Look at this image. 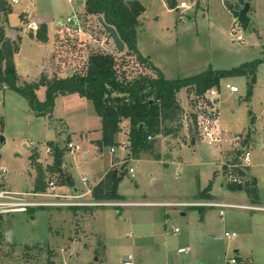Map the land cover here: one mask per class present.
<instances>
[{
    "label": "rangeland",
    "instance_id": "374dc122",
    "mask_svg": "<svg viewBox=\"0 0 264 264\" xmlns=\"http://www.w3.org/2000/svg\"><path fill=\"white\" fill-rule=\"evenodd\" d=\"M57 1L59 10L55 9V0H4L0 24L15 37L25 17L49 19L48 24L60 30L59 39L54 42L56 59L52 62L49 45L28 35L18 43L13 40L20 48L15 63L20 86L32 84L30 81L45 74L52 79L55 72L63 71L59 78L85 72L90 55L107 52L117 56L119 65L126 64L124 72L128 77L142 71L155 76V72L140 67L127 49L118 52L99 20L86 15V0ZM172 1L174 7L170 5ZM141 2L145 12L137 28L138 49L167 79L247 68L245 75L222 78L216 99L226 137L232 140L235 135H242V142H249L247 148L255 162L264 152V0L249 1L252 22L247 31L236 17V12L244 7L240 0ZM183 2L187 8L180 7ZM69 19L77 21V27L68 24ZM60 23L65 26L60 27ZM233 28L238 29L237 34H232ZM237 36L243 40L238 41ZM227 83L239 92L231 93L225 87ZM192 94L189 89L179 92L185 113L190 111ZM70 96L76 97L64 100ZM37 98L44 102L46 90L41 89ZM76 98L83 101H73ZM183 116L179 124L184 130ZM1 136L5 138V143L0 140V168L7 170L3 179L5 189L33 192L37 169L42 166L49 184L57 185L56 192L80 196L75 200L77 206L92 207L90 202L94 201L88 190L94 185L93 177L98 181L113 158L111 147L98 143L103 137L102 121L92 102L78 94L59 95L53 110L39 116L26 98L0 89ZM191 137L186 136L185 144L175 149L163 143L161 136L157 137L155 154H162L161 158L145 152L132 157L129 147L124 155L119 150L118 155L125 160L119 169L123 174L119 192L126 203L119 209H93V216L81 218L80 228L76 219L74 223V211L67 206L3 215L0 232L5 237L0 238V264H123L127 256H132L134 264H225L239 255L235 253L237 248H242L241 255L248 261L264 264V211L232 209L222 203L244 204L229 197L241 196L245 190L233 192L228 184L234 177L243 184L249 178L243 180L240 170L232 171L229 164H237L247 149L242 142L208 144L201 138L192 146ZM70 143L79 145L80 150L71 153ZM168 153L173 157L164 159ZM56 161L64 168L62 173L52 169ZM131 169L135 172L131 173ZM257 171L264 176V167ZM67 175L73 180V187L61 185ZM209 187L216 205L208 206L203 213L198 208L180 206L182 202L198 200ZM76 189L80 190L77 194ZM259 189L264 198V183ZM140 201L151 203L137 204ZM260 209L264 210H257ZM207 215L209 219L202 225L201 217ZM226 232H235L237 236L227 237ZM182 248L184 252L180 251Z\"/></svg>",
    "mask_w": 264,
    "mask_h": 264
},
{
    "label": "trees",
    "instance_id": "16d2710c",
    "mask_svg": "<svg viewBox=\"0 0 264 264\" xmlns=\"http://www.w3.org/2000/svg\"><path fill=\"white\" fill-rule=\"evenodd\" d=\"M246 1L250 0H240L243 5ZM170 5L174 7L175 3L172 1ZM226 6L232 10V7L227 3ZM4 11L5 2L0 0V14ZM144 12L145 6L137 0H86L85 6L86 15L97 20L99 17H103L107 25L113 26L117 30L126 45L128 55L135 57L140 67L155 72V76L142 71L141 74L130 78L124 72L126 64L119 65L117 56L107 52L90 55L85 72H76L66 78L54 76L49 79L47 76H42L37 82L20 86L14 60L19 47L6 37L5 27L0 25V89L14 91L26 98L39 116L53 110L59 95L78 94L93 103L97 115L101 118L103 137L98 142L99 145L117 146V135L127 127L130 155L139 157L143 152L154 154L157 137L171 135L175 137L177 131L182 128V124L179 122H181L184 111L178 99V94L182 89H189L196 95H201L214 87L219 88L222 78L245 75L247 68L243 67L232 71L211 70L189 78L167 79L163 72L149 58L143 56L138 49L137 28L140 25L139 19ZM103 31L108 34L104 28ZM36 32L35 36L39 41L44 43L48 41V25L42 24ZM107 36L114 45L111 37ZM41 87L46 88L44 102H40L37 98V91ZM178 124L179 126H176ZM188 131L194 136L191 128ZM35 154L38 155V152ZM155 156L160 157L158 154ZM52 169L62 173L61 163L56 161ZM37 171L33 191H46L49 185L47 171L42 166H39ZM244 175L241 174V177ZM122 180V171L116 169L109 171L103 181L92 189V199L96 202H124L125 197L118 192ZM61 185L73 187L74 183L67 176ZM228 186L233 191L244 189L252 199L257 196L256 185L250 180L244 184L230 183ZM210 189L211 187L204 190L200 198H211L209 196ZM99 206L91 208L71 206L69 208L77 212L82 209L93 210ZM197 208L202 211L203 207ZM29 212H35V209H30ZM2 219L0 216V227ZM1 237L5 236L0 232ZM238 262L240 261L238 260ZM50 264H54V262Z\"/></svg>",
    "mask_w": 264,
    "mask_h": 264
},
{
    "label": "built area",
    "instance_id": "2783aa9c",
    "mask_svg": "<svg viewBox=\"0 0 264 264\" xmlns=\"http://www.w3.org/2000/svg\"><path fill=\"white\" fill-rule=\"evenodd\" d=\"M14 3H18L19 0H12ZM181 8H187L188 5L183 2L180 5ZM68 24L73 25L77 27V21H74L72 19H69ZM60 27H64L65 25L63 23L59 24ZM33 30L37 31L38 27L34 25ZM238 29L233 28L232 34H237ZM238 41H242V36H237ZM226 89L229 90L231 93H238L239 89L231 85L230 83H227L225 85ZM218 90L219 88L214 87L212 89H209L206 93L201 95H196L194 92L190 97V111L188 113H183V117L186 122V128L192 129V132H194V137L201 138L202 141H207L208 144H214V143H223L229 141L232 145L240 144L242 141H244V138L242 135H235L232 140L228 139L226 137L227 132L222 127L219 119V113L217 110V96H218ZM151 139V138H149ZM243 143V142H242ZM68 148L70 152H75L80 150V146L70 143L68 145ZM114 151V149H112ZM251 157V152L247 149L245 150L242 155L240 156L239 162L237 164H229V168L232 171H235L237 168L240 169V167L244 168L249 164ZM131 173H134L135 170L131 169ZM7 173V170L5 168H0V216L10 214V213H21V212H27L30 209H40L45 207H60V206H77L79 203H76V199H80V196H69L60 194L56 191L57 185L54 182H50L48 185V188L46 191L43 192H27V193H18V192H12L3 187V179ZM86 181V179H85ZM232 183L235 184H243V181L240 180L238 177H234L232 180ZM91 193V191L89 192ZM94 201V200H93ZM126 202L123 201H110V202H90L91 206H113V207H120L124 206ZM147 203L151 202H144L140 201V203H137L139 205H145ZM227 204V203H225ZM216 203L207 201V200H196L192 202H182V205L184 208H197V207H208V206H214ZM229 204H227L228 206ZM225 206V205H222ZM241 208L247 209V210H256L260 208L256 205H241L239 206ZM178 230H176L177 232ZM227 237H235V233L227 232L225 234ZM181 252H184V249L180 250ZM123 264H134L132 256H127L123 262ZM228 264H246L242 262H238L236 258H233L229 261Z\"/></svg>",
    "mask_w": 264,
    "mask_h": 264
},
{
    "label": "crops",
    "instance_id": "0c3cea01",
    "mask_svg": "<svg viewBox=\"0 0 264 264\" xmlns=\"http://www.w3.org/2000/svg\"><path fill=\"white\" fill-rule=\"evenodd\" d=\"M129 1H133V0H129ZM137 1H140L141 2V0H137ZM55 3H56L55 4V9L56 10H59L60 3L58 4V1L57 0H55ZM48 22H50V21H49V19H46V18H41V17H34V18L33 17L32 18L25 17V18H23L22 24L20 26H18L17 33H16V37L14 36V34H12V32L9 30V28L5 26L6 37L7 38H10L12 41L14 39H16L17 40V43H18V41H20L25 35H28L33 40H36L37 42L41 43V41H39L36 38V36H35L37 32L35 30H33V25L36 24L38 26H41L42 24H46V25H48V38L49 39H48V41L46 43H43L42 42V44L49 45L50 48H51V50H52V53H53L54 52V44H55L54 42L57 41V39H59L57 35L59 34V31L60 30H59L58 27H55V26H54V28L51 27L48 24ZM91 39L92 38H90V40H89L90 42H91ZM19 51H20V48H19ZM19 51L14 56L15 63H16V58H17V56L19 54ZM51 56H52V60H51V62H52L54 59H56V57H55V54L54 53ZM17 72H18V70H17ZM62 72L63 71H61V72H55V76L58 75V77H60L59 74H61ZM56 73H57V75H56ZM45 75L47 76V74H45ZM45 75L39 76L36 79V81H38L42 76H45ZM36 81H33L32 80V81H30V83H34ZM41 89H43V90L45 89L46 90L45 87H41L40 90ZM40 90H38L37 93ZM71 97H76V96L66 97L64 100L70 99ZM178 99H179V94H178ZM73 101H75V102L76 101L77 102L81 101L82 102L83 100L80 99V98H76ZM125 125L127 126L126 123H125ZM189 134L192 135L190 133V131H187L186 128L184 130L181 128V129H179V131H177V134H176L175 137L172 136V135L171 136H168V137L167 136H161V137L163 138V143H166V145H168L170 148L175 149V148L180 147V146H182V145L185 144V142H186V138L185 137L187 136L189 138L190 137ZM128 139H129L128 138V128L125 127V129L123 128V131H121L118 134V136H117V143H118V145L115 146V147H111L110 148V152L112 153V156H113V158H112V164H111L110 168L107 169V171L99 178L98 181L96 180L95 176L93 177L94 185L88 190V192H90L94 187H96L100 182H102L103 179L106 177V175L109 173V171L115 170V169L116 170H119L122 167V164H124L125 160H124V158H121L118 155V152H119V150H121V151L124 152L123 153V155H124L128 151V147H129V140ZM190 139H191L190 145L196 146L197 139H199V138H196V137H194L192 135V137ZM193 139H195V142H193ZM166 141H168V142H166ZM182 141H184V142H182ZM226 142H229V141L226 140ZM245 142L243 143L244 144V147L249 150V148H247V145L249 144V142L248 141H245ZM223 143H225V142H223ZM259 147H262V144H259ZM112 149H114V151H112ZM36 152H38V149H36ZM71 153H73V152H71ZM154 154H155V148H154ZM158 155L160 156V158L163 156L162 154H158ZM172 157L173 156L171 154H169V153H168L167 156L164 155V159H171ZM84 158H88V156L85 155ZM252 161H253V156H252V159L250 157V164L247 165L244 168H240L239 170H240V173L241 174H245L242 177L243 180L246 179V178H249V180L252 181L256 185V188H257V196H255V199H251L252 197H250L249 193L247 191H244L243 190L244 193H241V196H230L229 198H237L239 200H242V203H244V204H240L239 202H235V201L222 202V203L229 204L227 207L232 208V209H235V208H241V207H239L241 205H249V204L252 205L254 203V204H259V205H256V206H259L260 208H264V198H263V196H260V194H259V190H260L259 187H260V185L262 183H264V176L263 175H260V173H258V171H257V168L264 167V152H263V154H260V155H258L256 157L255 162L254 161L252 162ZM62 169L64 170V168H62ZM252 170H253V172H255L254 175H252V173H251ZM235 171H237V170H235ZM83 179H84V182L85 183L86 182L87 183L89 182V180H88L87 177H84ZM85 179H86V181H85ZM66 186H68V185H66ZM75 192H76L75 194H77V193L80 192V190L79 189H76ZM118 192H119V189H118ZM233 192H236V191H233ZM119 194L122 195L120 192H119ZM209 196L211 198H205V199L198 198V200H207V201H210L211 200V202L218 203L216 200H214V198H212L213 195H212L211 192L209 193ZM124 202H126V201H124ZM204 210H207V207H203L202 208V211H200V212L203 213V212H205ZM253 211H260V212H262L264 210H262V209L257 210L256 209V210H253ZM87 214H90L91 216L94 215V213L92 212V210H89V209H86V210H83V209L82 210H77V212H74L73 213V220L76 219V224H77V226H79V228H80L79 222L81 221V218L83 219L84 216L87 215ZM185 214L186 213H183V215H185ZM208 219H209V215H207V217L206 216H202L201 217V224L204 225L208 221ZM260 219L263 220L262 218H260ZM74 223H75V220H74ZM176 230H175V232H176ZM233 233H235V232H233ZM236 236H237V234H236ZM182 249H180V250H182ZM241 252H242V248H237V250L235 251V253H238L239 255L238 256L236 255L233 258H236L237 260H239L242 263L255 264L253 261H250L251 259L248 261V258H245V257L243 258L242 255H241ZM233 258H231V259H233ZM228 263L229 262H226L225 264H228Z\"/></svg>",
    "mask_w": 264,
    "mask_h": 264
},
{
    "label": "water",
    "instance_id": "95a60500",
    "mask_svg": "<svg viewBox=\"0 0 264 264\" xmlns=\"http://www.w3.org/2000/svg\"><path fill=\"white\" fill-rule=\"evenodd\" d=\"M250 10H251V4L249 1H246L244 4V7L240 11L236 12L237 20L240 23L241 27L245 31H247L249 29L251 22H252V19L249 15ZM98 20H99V23L101 24V26L104 28V30L111 37V39H112L116 49L118 50V52H120V53L124 52L126 49V45L122 41V39L120 38L117 30L113 26L107 25L105 23L103 17H99ZM0 140L2 143H5L4 136H1ZM193 142H195V139H193Z\"/></svg>",
    "mask_w": 264,
    "mask_h": 264
}]
</instances>
